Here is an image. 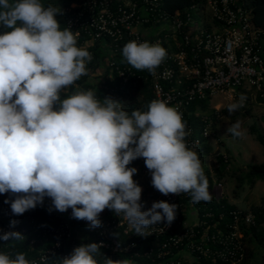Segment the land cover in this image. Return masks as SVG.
Masks as SVG:
<instances>
[{"label": "built area", "instance_id": "obj_1", "mask_svg": "<svg viewBox=\"0 0 264 264\" xmlns=\"http://www.w3.org/2000/svg\"><path fill=\"white\" fill-rule=\"evenodd\" d=\"M161 7L162 0H79L64 7L62 13L67 31L74 32L76 38L86 36L95 43L110 41L117 48L123 45L141 60L152 79L155 109L150 115L140 117L137 124L158 125V147L164 149L169 161L181 156L183 170H187L189 159L204 142L216 138L206 116L202 117L206 126L198 136L191 125L180 122L192 102L220 97L223 101L220 107H230L236 102L247 106L264 100V32L256 28L250 13L237 0H207L204 8H198L202 9V21L193 22L189 18L193 26L179 17L173 18ZM162 23L168 28L157 35L155 42L149 41L144 30ZM92 59L89 54L78 62L62 60L59 69L77 75L80 67ZM18 65L15 47L0 50V90L5 81H12L20 99L18 108L23 110L31 100L33 88L25 86L26 78L17 72ZM50 71L37 75L40 99L45 95ZM132 71L130 67L120 71L123 83L128 82L127 74ZM20 83L25 87L19 90ZM43 127L41 122L39 135ZM75 128L59 129L57 136L65 139ZM0 132V170L14 168L23 133L10 129L1 120ZM65 144L69 140L65 139ZM105 157L117 165L124 159L113 154ZM66 159L72 160V157ZM63 160L44 163L43 171L56 168ZM203 160L195 164L196 174ZM224 160L228 163L226 154ZM207 168L214 174L211 166L204 170ZM223 187L219 183L216 190ZM32 188L40 197L47 198L49 204L54 203L38 181L32 182ZM187 188L188 179L182 176L157 200L155 211L151 212H157L158 220L153 223L132 221L134 201L125 198L114 208L111 221L88 223V232L80 237L75 235L72 222L61 207L55 209L59 226H40L30 217L29 204L15 194L5 196L0 190V239L16 235L28 243L25 255L16 256L9 251L6 261L8 264H87L101 258L119 257L122 264H136L135 259L145 256L152 257L153 264H199L202 259L211 260L212 264H242L246 257L244 231L255 225L254 215L239 209L230 212V221H225L226 213L218 216L204 204L198 207L191 201L188 211L193 210L196 219L188 223L182 220V215L186 217L187 213L182 212L180 204ZM149 238H155L157 244L144 249V241Z\"/></svg>", "mask_w": 264, "mask_h": 264}, {"label": "trees", "instance_id": "obj_2", "mask_svg": "<svg viewBox=\"0 0 264 264\" xmlns=\"http://www.w3.org/2000/svg\"><path fill=\"white\" fill-rule=\"evenodd\" d=\"M74 1L79 0H0V50L8 51L15 47L19 60L16 70L26 78L25 86L33 88L31 100L23 110L19 109L26 121L36 124L29 153L37 173L35 180L29 179L20 159L16 157L14 168L10 166L0 170V190L5 196L15 194L29 204L32 208L30 217L40 226H59L60 220L55 209L61 207L68 214L75 235L80 237L88 232L87 222L105 224L111 221L114 218V208L121 205L125 198L134 201L140 194L146 196L152 187L156 190L160 186L165 190L164 195L182 176H186L188 188L180 201L182 212L187 213L189 203L193 201L198 207L204 204L218 216L226 213L224 220L230 221L229 213L240 208L227 197L218 200L214 195L217 184L225 182L230 174V156L226 154L228 163L225 162L224 155L217 157L213 165L214 174L208 169L205 171V183L202 178L204 160L197 167L198 174L195 173V164L212 154L209 141H205L198 153L189 159L187 170H183L181 156L169 161L164 149L157 145L158 125L137 124L140 117L150 115L155 109V92L150 74L143 69L141 60L134 57L131 50L126 51L123 45L117 48L110 41L95 43L86 36L76 38L74 32L67 31L62 10ZM206 1L162 0L161 8L173 18L179 17L189 26H193V22L197 21L195 12L200 7L204 8ZM237 4L250 13L256 28L264 32V0H237ZM189 18L193 22L189 23ZM55 22L61 23L63 37L57 47L50 48L45 43H39L37 32L38 29L54 25ZM163 45L166 47L165 42ZM89 54L93 59L82 65L77 75L71 72L67 74L59 69L60 61L78 62ZM129 67L133 71L127 74L128 82L123 83L120 71ZM101 69L105 71L103 77L98 75ZM49 70L51 75L45 84V95L40 99L37 75ZM63 75H67L65 86L62 83ZM73 78L75 79L72 80ZM100 78L103 83L98 82ZM11 84L12 81H5L0 91ZM25 86L20 83L19 90ZM11 95L18 107V92L13 89ZM260 102L264 103V100ZM252 104L242 106L240 102H236L217 111L212 108L210 97L206 100L196 99L186 109L180 122L191 125L198 136L200 129L206 126L202 122L203 116L209 118L214 131L225 119L236 124L238 119L250 116ZM35 106L37 110L34 109ZM90 107H96L97 111L103 109L110 112L109 118H101V126L96 130L99 122L95 118L76 113L78 108ZM118 110H122L123 117H117ZM0 120L3 123L1 114ZM41 122L44 127L43 133L39 135L37 131ZM73 126L76 127L74 132L65 136L69 140L66 145L65 139L57 136L58 130ZM251 134L264 148V134L255 127L251 128ZM135 138L138 147L131 144ZM1 142L0 132V144ZM38 147L43 150H37ZM107 154L123 156V162L114 164L106 160ZM68 156L72 160L66 159ZM60 158L64 160L56 168L43 171L44 163H53ZM233 173L237 175L236 172ZM155 175H158L159 182L154 179ZM246 175L249 188L253 189L258 181H264V163L249 166ZM34 181H38L39 186L54 199L53 204H49L47 198L40 197L32 188ZM237 187L243 189L238 184ZM142 188L145 191L142 192ZM235 197H238L237 194ZM134 210L135 204L131 208L132 215ZM248 211L254 215L255 225L244 231L246 257L242 264H264V197L259 206L251 207ZM157 215V212H153V216ZM151 218L147 223L155 222L156 219L152 216ZM183 219L185 216L182 215ZM156 244L155 238H149L144 241L143 248L147 249ZM27 249L28 243L20 236L0 239V264H8L6 254L9 251L18 256L25 255ZM152 261V257L142 256L134 262L153 264ZM198 263L212 264L211 260L204 259ZM87 264L122 263L119 257H114L112 260L101 258Z\"/></svg>", "mask_w": 264, "mask_h": 264}, {"label": "rangeland", "instance_id": "obj_3", "mask_svg": "<svg viewBox=\"0 0 264 264\" xmlns=\"http://www.w3.org/2000/svg\"><path fill=\"white\" fill-rule=\"evenodd\" d=\"M201 10L202 9H199L197 12H195V18L198 22L202 21ZM60 29L61 23L59 22H55L54 25H46L45 27L38 29L37 34L39 43H45V45L50 48L57 47L63 37ZM98 75L103 77L105 75L104 69H101L98 72ZM102 80L103 79L100 78L98 82L103 83ZM63 83L65 86V81ZM222 103V99L220 97H216L212 101V108L215 110H223L227 108L226 106L220 107L219 104ZM252 107L253 110L250 116L240 120L238 119L236 124H232L230 119H225L217 127V130H214L216 141L220 139V141H217L216 143L217 146L220 148H226L232 155L229 167L230 173L234 172V169L236 170L235 172L238 173L235 175V177H230L228 181L223 182V189L216 190L214 195L218 198V196L224 192L222 197L219 196L220 198L227 197L229 200L240 199L244 206H249L250 208L259 206L261 204V199L264 197V181H258L256 186L253 189H250L249 179L246 175L247 170L244 169L247 165H261L264 163V148L251 134L252 127H255L260 133L264 134V103L258 104V102H254ZM95 108L96 107H90L86 109L78 108L76 113L83 114L88 118H95L98 122L101 120V118H109L110 112H106L103 109L97 111ZM117 117H123L122 110H118ZM98 126H101L100 122L96 125L95 130ZM131 144L135 145L136 147L138 145L137 139L135 138ZM223 144L225 147H223ZM217 149V147H213L214 151ZM237 170L240 171L238 172ZM202 178L205 183L207 180V173L205 170L202 174ZM154 179L156 182H159L158 175H155ZM237 184L240 185V187H243V189H239ZM145 188H142L141 191H145ZM164 192L165 190L161 186L156 190L152 187L146 196H142L143 194H140L137 196V198L132 197L134 198L135 204V212L132 215V221L135 223L142 221L143 224L147 223L148 219H152L151 216L153 212L151 211H155L154 209L156 207L157 200L163 195ZM235 194H237L238 197H235ZM88 223L90 222H87V224Z\"/></svg>", "mask_w": 264, "mask_h": 264}, {"label": "crops", "instance_id": "obj_4", "mask_svg": "<svg viewBox=\"0 0 264 264\" xmlns=\"http://www.w3.org/2000/svg\"><path fill=\"white\" fill-rule=\"evenodd\" d=\"M165 28H168V25L162 23L161 25H158L157 27L145 29L144 34L146 35L149 41L155 42V40H157V35L159 33H162V31H164ZM163 35H166V32ZM103 48L106 51H108L107 50L108 48L106 49L105 46H103ZM66 78H67V75H63L62 83L65 81V83L67 84ZM13 89H14L13 86L10 85L7 89L0 91V114L3 120V123L7 127H9L12 130L20 131L23 133V139L19 144V147H18V150L15 156L20 159V162L24 169V173L29 177V179L35 180L37 178V173L34 169V164L32 163L31 158H30L29 148L33 141V137L35 135L36 124L30 123L23 118L22 111L13 102V98L11 95V92L13 91ZM254 102H258V104H261L259 100L253 101L252 103L254 104ZM217 141H220V139ZM217 141L215 138L209 141V144L211 145L212 149L213 147H217L218 149L216 151L213 150L212 154L204 159L205 167L211 166L213 168L214 167L213 165L215 164L214 162H216L215 160L217 159L219 155L228 154L230 158L232 157L231 153H229V150H227L226 148H220L217 146L216 144ZM223 147H225L224 144H223ZM249 166L251 165H247L244 169L247 170ZM240 170H237V171L239 172ZM235 171L236 170L234 169V172ZM229 173H230V168H229ZM232 173L227 175L226 181H228L230 177H235V174L234 173L232 174ZM223 194L224 192L221 193L219 196L222 197ZM219 196L218 198H220ZM230 202L242 210H250V207L244 206V204L242 203V201H240V199L230 200ZM152 217L156 219L155 221L158 220V217H155L153 215ZM195 219H196L195 213L193 212V210H189L187 212L185 220L188 223H192L195 221Z\"/></svg>", "mask_w": 264, "mask_h": 264}]
</instances>
